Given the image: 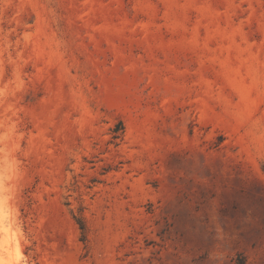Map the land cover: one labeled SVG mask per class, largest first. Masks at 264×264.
<instances>
[{"label":"rangeland","instance_id":"374dc122","mask_svg":"<svg viewBox=\"0 0 264 264\" xmlns=\"http://www.w3.org/2000/svg\"><path fill=\"white\" fill-rule=\"evenodd\" d=\"M0 169L28 264H264V0H0Z\"/></svg>","mask_w":264,"mask_h":264},{"label":"clouds","instance_id":"9594fccd","mask_svg":"<svg viewBox=\"0 0 264 264\" xmlns=\"http://www.w3.org/2000/svg\"><path fill=\"white\" fill-rule=\"evenodd\" d=\"M11 169H0V264H28L20 244L23 227L14 215L11 201L14 186Z\"/></svg>","mask_w":264,"mask_h":264},{"label":"trees","instance_id":"16d2710c","mask_svg":"<svg viewBox=\"0 0 264 264\" xmlns=\"http://www.w3.org/2000/svg\"><path fill=\"white\" fill-rule=\"evenodd\" d=\"M81 229H83V226L81 227Z\"/></svg>","mask_w":264,"mask_h":264}]
</instances>
